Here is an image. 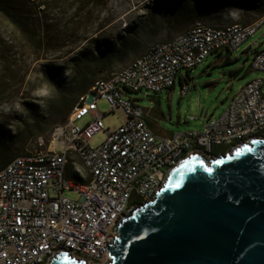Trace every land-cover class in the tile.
Masks as SVG:
<instances>
[{"label":"built area","instance_id":"2783aa9c","mask_svg":"<svg viewBox=\"0 0 264 264\" xmlns=\"http://www.w3.org/2000/svg\"><path fill=\"white\" fill-rule=\"evenodd\" d=\"M258 32H264V14L249 24L220 27L196 21L95 79L66 123L55 129L53 149L27 152L0 171V264H49L61 252L88 264H107L106 244H112L122 219L153 201L182 161L194 154L210 160L216 148L230 153L240 144L264 138L260 76L232 96L218 118H205L202 131L168 136H156L146 110L123 92L156 95L174 90L183 70L195 69L218 52L238 51ZM252 53L250 71L264 74V47ZM188 90V84H182L179 95ZM99 101L108 111L98 110ZM116 111L124 121L107 128L104 118ZM97 134L103 139L92 146ZM70 154L81 166L69 162ZM67 190L77 192L79 199L65 197Z\"/></svg>","mask_w":264,"mask_h":264},{"label":"rangeland","instance_id":"374dc122","mask_svg":"<svg viewBox=\"0 0 264 264\" xmlns=\"http://www.w3.org/2000/svg\"><path fill=\"white\" fill-rule=\"evenodd\" d=\"M0 6L9 12H0V137L5 141L0 159H14L53 149L55 129L66 123L95 79L124 67L150 45L172 38L195 21L234 24L241 15V22H250L261 16L264 0H0ZM262 34L238 51L209 56L189 71L192 79L183 97L178 79L174 90L161 94L123 92L146 110L156 136L200 132L205 118H218L249 80L264 79V74L249 69L253 49L264 42ZM98 110L108 111L107 104L99 101ZM123 121L119 111L104 118L110 129ZM102 139L103 134H97L91 145ZM68 160L81 166L74 154ZM64 196L79 199L73 190Z\"/></svg>","mask_w":264,"mask_h":264},{"label":"water","instance_id":"95a60500","mask_svg":"<svg viewBox=\"0 0 264 264\" xmlns=\"http://www.w3.org/2000/svg\"><path fill=\"white\" fill-rule=\"evenodd\" d=\"M106 247L107 264H264V138L186 158ZM49 264L88 263L61 252Z\"/></svg>","mask_w":264,"mask_h":264},{"label":"trees","instance_id":"16d2710c","mask_svg":"<svg viewBox=\"0 0 264 264\" xmlns=\"http://www.w3.org/2000/svg\"><path fill=\"white\" fill-rule=\"evenodd\" d=\"M212 1H216V0H212ZM236 2H238V0H235ZM251 1H255V0H251ZM240 2H242L243 3V0H240ZM238 4V3H237ZM258 4H260V3H258ZM241 5V4H240ZM0 12H4V13H6V14H9V12L6 10V8L4 7V6H0ZM259 14H264V10H262L261 11V13H259ZM9 16V15H8ZM12 16V15H11ZM241 19H242V17H241V15H238V18L236 19V20H234L235 22L234 23H240V24H243V23H246V21H242L241 22ZM254 20V19H253ZM196 22V21H195ZM195 22H193V23H195ZM200 22H202V21H200ZM192 23V24H193ZM203 23V22H202ZM248 23V22H247ZM191 24V25H192ZM226 24H232V23H226ZM226 24H220V25H208V26H211V27H220V26H223V25H226ZM205 25H207V24H205ZM190 26V25H189ZM188 26V27H189ZM178 34V33H177ZM176 35V34H175ZM175 35H173V36H175ZM218 53H221V52H218ZM218 53H216V54H218ZM227 53H232V52H230V51H227ZM215 55V54H214ZM228 61H230V60H228V59H226L224 62H228ZM188 72V71H187ZM94 82V81H93ZM93 84V83H92ZM66 120V119H65ZM5 146V141L0 137V149H2L3 147ZM2 147V148H1ZM224 149H220V148H216V149H214V154L216 155V154H218L219 152H221V151H223ZM13 159H12V157H10L9 155H7V157H3L2 159H0V171L2 170V169H4L11 161H12Z\"/></svg>","mask_w":264,"mask_h":264},{"label":"crops","instance_id":"0c3cea01","mask_svg":"<svg viewBox=\"0 0 264 264\" xmlns=\"http://www.w3.org/2000/svg\"><path fill=\"white\" fill-rule=\"evenodd\" d=\"M262 15H263V14H262ZM262 15H261V16H262ZM259 17H260V16H259ZM254 20H255V19H254ZM254 20H251L250 22H248V23L246 22V23H243V24H249V23H251V22L254 21ZM262 36H264V32H263ZM262 47H264V42H263L259 47L254 48L253 50L258 49V48H262ZM252 52H253V51H252ZM246 54H248V53L246 52ZM238 72H239V70L234 71V72H233V73H234V76L237 75ZM253 78H254V77H253ZM191 79H192V78H191L190 75H189V71L186 73L185 76L178 77V81H179L180 85H182V84H188V82H189ZM147 123H148V122H147ZM148 125H149V124H148ZM68 176L71 177L70 171H68Z\"/></svg>","mask_w":264,"mask_h":264}]
</instances>
